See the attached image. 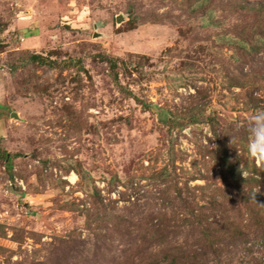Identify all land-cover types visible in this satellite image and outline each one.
Masks as SVG:
<instances>
[{"label":"rangeland","instance_id":"obj_1","mask_svg":"<svg viewBox=\"0 0 264 264\" xmlns=\"http://www.w3.org/2000/svg\"><path fill=\"white\" fill-rule=\"evenodd\" d=\"M261 109L264 0H0V264H264Z\"/></svg>","mask_w":264,"mask_h":264},{"label":"trees","instance_id":"obj_2","mask_svg":"<svg viewBox=\"0 0 264 264\" xmlns=\"http://www.w3.org/2000/svg\"><path fill=\"white\" fill-rule=\"evenodd\" d=\"M35 59L42 58L39 55H34ZM222 163L221 166L223 169L227 171V174L225 176L226 181H231L232 185L236 186V192L239 193L240 196H243L244 201L247 202H254L256 200L260 201L262 199L263 201V195L255 192L254 187H256V184L262 185L264 183V167H258L256 164V172L249 174L248 176H243L244 174L237 169V167L231 163L228 159V156L221 158ZM250 186L252 189L250 190V193L245 190L246 187ZM216 201V200H215ZM264 202V201H263ZM264 208V206H263ZM206 235V234H205ZM167 261H170L172 264H198V259L196 256H191V258H187V256H176L171 257ZM161 264V263H159ZM164 264V263H162Z\"/></svg>","mask_w":264,"mask_h":264},{"label":"clouds","instance_id":"obj_3","mask_svg":"<svg viewBox=\"0 0 264 264\" xmlns=\"http://www.w3.org/2000/svg\"><path fill=\"white\" fill-rule=\"evenodd\" d=\"M248 159L264 167V109L256 111L244 125Z\"/></svg>","mask_w":264,"mask_h":264}]
</instances>
